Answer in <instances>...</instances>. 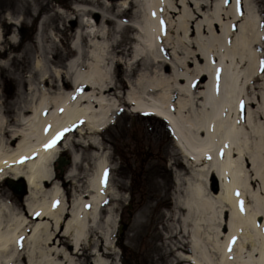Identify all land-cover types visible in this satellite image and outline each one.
<instances>
[{
  "label": "bare ground",
  "instance_id": "6f19581e",
  "mask_svg": "<svg viewBox=\"0 0 264 264\" xmlns=\"http://www.w3.org/2000/svg\"><path fill=\"white\" fill-rule=\"evenodd\" d=\"M6 1L17 12L2 16L3 54L14 52L18 23L28 14L30 23L36 21L35 40L45 47L36 48V74L19 81L12 100L3 92L4 82L10 63L19 59L8 56L0 71V183L21 180L27 189L22 200L0 190V264H110L120 200L111 181V155L98 135L113 123L115 112L127 110L165 120L179 152L205 163L219 183L214 199L197 187L188 192L186 205L176 207L183 215L168 237L178 255L175 264H264V20L254 0H242L239 11L237 0L227 5L214 0L206 12L207 3L198 0H120L115 11L106 0L103 7L74 0L80 24L65 66L43 56L50 55L44 40L54 36L45 25L59 14L62 23L70 15L50 1ZM173 14H178L175 20ZM195 14L199 19L192 28ZM7 23L11 29L5 38ZM124 58L130 63L122 66ZM64 129L61 139L45 149ZM74 132L86 142L81 154L80 142H71ZM61 150L71 157L65 174L73 181L70 193L49 170ZM83 156L90 164L80 189L73 167ZM238 201H244L243 213ZM59 231L65 244L58 240L49 247Z\"/></svg>",
  "mask_w": 264,
  "mask_h": 264
},
{
  "label": "rangeland",
  "instance_id": "374dc122",
  "mask_svg": "<svg viewBox=\"0 0 264 264\" xmlns=\"http://www.w3.org/2000/svg\"><path fill=\"white\" fill-rule=\"evenodd\" d=\"M40 1H50V3L57 4L62 9L61 11L65 12V15H70L71 17L62 23L59 14L51 25H45L46 29L52 28L54 32L52 41L47 38L44 40L45 45L49 46L48 52L50 53V55H43L44 58L49 59V61L46 60L45 62L48 61V63L63 64L65 66L73 55L70 42L76 28L80 24L79 17L75 16L72 8L75 2L74 0ZM93 1L98 2L100 7L104 6L101 0ZM198 1L207 3L202 6L203 12L209 11L210 5L214 2V0ZM7 2L6 0H0V9L5 10L4 12L0 11V25L4 22L3 17H5L7 10L12 15L17 12L16 6L11 5L9 7ZM106 2L112 4L115 11V4H118L120 0H106ZM254 4L264 20V0H254ZM177 16L178 14H173L171 19L175 20ZM31 18L32 15L28 14L23 18L25 22L18 23L19 28H29L27 31L31 32L25 34L24 40L20 36L21 40L16 44L17 47L14 52L7 50L8 52L3 54L4 50L0 46V71H3L2 67L4 68L5 65L3 64L8 61V56L15 55L19 59L12 64L10 63V78L4 82L3 92L8 94L11 100L18 92L19 81L23 82L27 80V76L36 74L33 69L38 58L36 48L43 46V42L39 43V40H35L37 25L36 21L30 23ZM126 18L125 16L124 19ZM197 19H199V16L195 14V18L190 24L192 28ZM8 26L9 23H7V28H4L5 38H7V32L11 29ZM4 45L7 46V43ZM261 50L264 53V48ZM121 63L122 66H125L130 62L128 58H124ZM176 71L178 74L184 73L183 68H177ZM130 81L132 82L133 79H130ZM113 118V123L98 135L99 138L103 139V143L106 144L107 151L111 155L113 162L111 181L114 188L117 189L118 200H120L115 210L114 221L116 225L110 243L114 255L110 257L109 263L172 264L174 262L175 264L174 256L178 255L175 254L173 242L168 237L171 235V226L179 229L178 225L183 215V212H178L176 207L180 208L181 205H186L188 203L186 197L188 192L197 187L204 188L206 193H208V198L214 199L213 197H216L219 193L218 180L213 177L205 163L201 164V162L185 158L179 152L173 143V138L167 125L162 120L150 116L131 114L128 113V110L115 112ZM74 135L75 132L72 137ZM86 136L85 134L84 137ZM71 142L78 144L80 141L74 136ZM85 143L82 144L80 142L79 149L76 148L79 154H81V146H85ZM66 154L70 156L67 150ZM89 164L88 159L83 156L78 167H73L77 176L75 185L79 186L80 189L83 187L86 175L84 169L88 168ZM68 168V166H65L61 172L57 171V173L66 182L67 192L69 191L70 193L73 181H70V178H66L64 174L65 171L67 174ZM6 180L0 183L1 193L6 192L8 193L7 195H14L17 198L18 196L7 186ZM17 185L19 186V184ZM22 197H25V194ZM22 197L20 200H22ZM166 201H168V204L165 203ZM172 210H176L177 215L172 217V221H167L166 216ZM157 220L159 222L155 224L156 226L152 225ZM137 231L141 232L140 237L133 239L132 235ZM60 235V231L54 235L49 247L56 246L58 240L61 245L65 244ZM189 254V252H186L184 256H189ZM189 262L187 261L184 264H190Z\"/></svg>",
  "mask_w": 264,
  "mask_h": 264
},
{
  "label": "snow or ice",
  "instance_id": "6c2138e0",
  "mask_svg": "<svg viewBox=\"0 0 264 264\" xmlns=\"http://www.w3.org/2000/svg\"><path fill=\"white\" fill-rule=\"evenodd\" d=\"M224 3H225V5H227L228 3H230V0H224ZM237 6H238V11L240 10V7L242 6V0H237ZM242 14V13H241ZM261 27H264V22H262V24H261ZM162 31H163V22H162ZM260 66H261V69L262 70H264V58H262L261 60H260ZM219 72H220V70L219 69H217V79H219ZM81 89H77V91H80ZM241 107L243 108V101H241ZM62 111V110H61ZM50 125L48 126V127H46L45 128V132H47V131H49L50 130ZM68 129H64V130H62V131H60V132H57L56 134H55V136H53V138L48 142V144H46L44 147H45V149H48V148H51V147H53L56 143H57V141L58 140H60L61 139V137L64 135V132L65 131H67ZM225 147H227V145H225ZM223 154V152H222V150H221V155ZM209 159H210V157H209ZM22 162V161H21ZM101 185L102 186H106V184H107V170H105V173H104V175L101 177ZM237 197H239V192L237 191V192H235L234 193ZM238 203H239V208H240V211H241V213H243L244 212V201H238ZM54 207H55V205H53ZM36 215L37 216H39L40 215V213H36ZM235 237H233L232 238V240L229 242V251L231 250V246H232V244H234L235 243Z\"/></svg>",
  "mask_w": 264,
  "mask_h": 264
},
{
  "label": "water",
  "instance_id": "95a60500",
  "mask_svg": "<svg viewBox=\"0 0 264 264\" xmlns=\"http://www.w3.org/2000/svg\"><path fill=\"white\" fill-rule=\"evenodd\" d=\"M15 191L19 192L20 191V187L14 188ZM21 194V192H20Z\"/></svg>",
  "mask_w": 264,
  "mask_h": 264
}]
</instances>
